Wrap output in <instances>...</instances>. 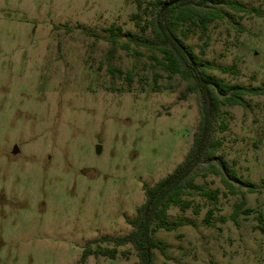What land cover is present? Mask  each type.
Here are the masks:
<instances>
[{
    "label": "rangeland",
    "instance_id": "374dc122",
    "mask_svg": "<svg viewBox=\"0 0 264 264\" xmlns=\"http://www.w3.org/2000/svg\"><path fill=\"white\" fill-rule=\"evenodd\" d=\"M153 1L0 0V264H80L88 243L111 248L101 239L130 233L144 189L184 160L199 119L194 95L145 48L109 42L110 28L119 45L141 36L133 16L150 20ZM230 1L243 11L219 5L223 19L207 37L185 43L216 78L264 87V0ZM232 66L236 75L218 70ZM248 101L223 108L228 129L215 135L217 156L254 188L233 183V195L199 176L219 197L187 198L197 215L170 208L168 221L184 224L155 233L166 256L153 250L152 264H264V96ZM117 250L84 264H139L130 245Z\"/></svg>",
    "mask_w": 264,
    "mask_h": 264
},
{
    "label": "trees",
    "instance_id": "16d2710c",
    "mask_svg": "<svg viewBox=\"0 0 264 264\" xmlns=\"http://www.w3.org/2000/svg\"><path fill=\"white\" fill-rule=\"evenodd\" d=\"M174 2L162 13L161 8ZM162 2L155 0L149 2L152 17L142 21L138 14L133 17L136 28L141 36L129 34L128 41L118 44L117 34L119 28H110L109 42L115 50L121 47L129 50L132 43L143 47L151 54L150 58L158 69L167 74V77L177 76L184 84L187 93L194 95L198 107V124L192 137V144L184 158L175 169L153 186L144 189V202L138 207L134 220L133 230L125 236L117 238L104 237L101 240L112 244L111 248L90 249L89 245L97 243L94 240L83 249L79 263L84 264L90 256H101L110 260L119 255L118 248L130 245L136 252L139 264H152L153 250L166 256V245L154 237L159 230L171 232L184 223L182 221L170 222L167 212L170 208H178L181 212L189 209L194 214L199 209L193 206V196L207 201H216L220 195L219 190H206L195 183L199 176L208 175L218 177L224 189L230 194L237 195L233 183H238L252 191L254 185L241 180L233 167L217 156L222 142L215 133L228 129L225 107H240L247 109L249 99L264 96V87H245L241 84H232L216 78L211 71L212 65L202 60L194 52L192 46L185 41L193 33H198L199 39L207 37L210 25L223 19V13L218 7L223 6L235 12L243 11V6L230 0H170ZM143 22V24H141ZM149 33L150 37L145 35ZM207 47V42H204ZM204 55V50L200 52ZM226 75H236L234 66L218 69ZM130 80V75H127ZM245 203L240 201L236 208L242 210ZM249 212V210H246ZM209 217L205 216L208 223ZM123 256V253L121 254Z\"/></svg>",
    "mask_w": 264,
    "mask_h": 264
},
{
    "label": "water",
    "instance_id": "95a60500",
    "mask_svg": "<svg viewBox=\"0 0 264 264\" xmlns=\"http://www.w3.org/2000/svg\"><path fill=\"white\" fill-rule=\"evenodd\" d=\"M173 4H174V2H169V3L165 4V5L161 8L160 12L162 13L164 10H166L168 7H170V6L173 5Z\"/></svg>",
    "mask_w": 264,
    "mask_h": 264
}]
</instances>
